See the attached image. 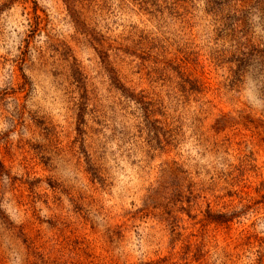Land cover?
<instances>
[{
    "label": "rangeland",
    "instance_id": "1",
    "mask_svg": "<svg viewBox=\"0 0 264 264\" xmlns=\"http://www.w3.org/2000/svg\"><path fill=\"white\" fill-rule=\"evenodd\" d=\"M264 0H0V264H264Z\"/></svg>",
    "mask_w": 264,
    "mask_h": 264
},
{
    "label": "trees",
    "instance_id": "2",
    "mask_svg": "<svg viewBox=\"0 0 264 264\" xmlns=\"http://www.w3.org/2000/svg\"><path fill=\"white\" fill-rule=\"evenodd\" d=\"M257 56L258 58L264 59V49H258L256 45H253L252 43L244 44V48L242 50V56L246 59H248L250 56Z\"/></svg>",
    "mask_w": 264,
    "mask_h": 264
}]
</instances>
